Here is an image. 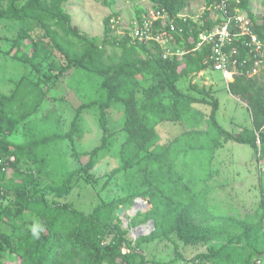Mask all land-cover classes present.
I'll list each match as a JSON object with an SVG mask.
<instances>
[{"label": "trees", "instance_id": "1", "mask_svg": "<svg viewBox=\"0 0 264 264\" xmlns=\"http://www.w3.org/2000/svg\"><path fill=\"white\" fill-rule=\"evenodd\" d=\"M67 1L0 0V24L9 23V35L0 41L9 45L5 53L27 65L14 88L0 93V154L15 159L12 175L0 174V223L10 226L8 233L0 232V264H172L148 259L141 244L173 234L184 246L209 245L192 264H254L258 259L264 264V198L255 210L260 217L250 223L234 221L217 198L205 193L216 151L224 143L249 146L256 163L264 158V66L260 75L249 76L254 59L250 36L238 35L236 23L244 13L252 33L264 40V17L253 13V0H201L204 11L197 21L184 15L195 0H146L151 10L165 12L171 25L159 19L151 30L153 39L143 42L132 41L130 28L147 18L144 6L134 7L125 27L116 24L118 14L112 12L97 38L72 25ZM97 1L109 8L114 3ZM223 5L226 14L218 10ZM224 23L237 34L228 48L238 52L236 73L232 81L224 80L229 94L250 114L252 127L243 129V135L219 123V102L211 88L181 87L186 79L213 69L210 45L193 50L202 33ZM157 33L163 44L155 40ZM68 75L77 83L68 88L79 103L64 132L55 106L38 113L45 101L56 100V85ZM110 110L122 114V124L108 132ZM85 112L94 113L102 138L80 152L74 140L82 136ZM166 123L187 131L161 142L160 128ZM66 140L81 163L77 170L68 168ZM105 160L116 165L102 189L115 181L122 195L107 202L96 199L86 210L76 208L67 201L70 193L92 186V171ZM139 197L148 199L149 208L120 229L116 211ZM34 217L45 226L39 240L29 231ZM148 221L153 222L149 234L126 238L130 229ZM205 225L207 231H201Z\"/></svg>", "mask_w": 264, "mask_h": 264}, {"label": "rangeland", "instance_id": "2", "mask_svg": "<svg viewBox=\"0 0 264 264\" xmlns=\"http://www.w3.org/2000/svg\"><path fill=\"white\" fill-rule=\"evenodd\" d=\"M112 1L114 2L113 6L109 8L97 0H68L65 4V9L71 16L73 26H76L82 34L97 38L102 37L103 19L112 12L118 14L119 25L123 26L124 24L125 27V25L131 21L136 5H142L151 11L150 4L146 0H136L134 3L128 0ZM251 4L255 16L258 19H262L264 17V0H253ZM202 11H204L202 1L195 0L190 3L184 15L197 21ZM210 18H216L214 12H211ZM8 30L9 23H1L0 37L8 36ZM121 32L122 28H118L117 33ZM0 47L3 49V52L0 53V93H8L14 88V84L27 74V65L12 58L11 54L5 53L9 47L6 41L1 40ZM258 75H260V73ZM70 76L71 75H68L62 78L60 83L56 85V91L53 93L56 100L45 101L38 113L43 114V112L52 105L55 106L62 123L61 128L64 132L70 130V124L74 117V106L79 103L78 97L68 88L70 87V83L72 84L71 86L77 84L71 80ZM79 83L82 84V82ZM191 84H196L202 89L211 88L215 98L219 102L217 119L223 128L235 135H243L242 130L245 128L251 129L250 114L242 102L229 94L226 88V81L220 71L207 69L206 71L190 77V79H186L182 82L181 87L186 89L188 85ZM92 114L94 113L85 112L83 115L81 122L82 136L79 140H77V138L74 140L76 151L78 150L81 152L83 150H89L98 145L102 138V131H100ZM121 124L122 114L117 110H110L107 115L108 132L118 129ZM181 131H187V129L183 128L182 125L173 127H170L167 123L162 125L160 128L161 142L168 140L173 134L176 135ZM63 146L67 154L66 159L68 168L70 170L79 169L81 163L72 157L73 151L71 150L70 142L66 140ZM214 160L212 167L213 178L209 182L205 193H207L210 198H217L215 202H220L222 210L227 211L229 216L234 217V221L256 222L260 217V213H257L255 210L260 208V201L264 198V196H262L264 195V158L261 159L259 163H256L253 151L249 146L229 141L217 149ZM115 165V162L111 160H105L97 165L92 171V175H94L92 186L88 185L87 187L83 186V188H74L67 201L76 205V208L80 210H86L88 207L87 204L96 199L101 198V200L107 202L108 200L122 195L115 186V181L102 189L107 174L115 168ZM22 169H27V165L21 166V170ZM7 175L9 177L12 174H10L9 171ZM83 204L84 206H82ZM132 206L125 208L121 207L123 208V216L121 219L118 218L121 220L120 229L122 230L128 228L124 224L125 220L128 221V226L131 217H135L138 213L144 212L149 208V206H142L144 209L143 211L138 210L134 216H131ZM139 226H143L142 228L146 233L150 231L148 221L130 229L125 235L126 238L132 241L137 239L134 233ZM200 229L201 231H207L206 225ZM9 230V225L0 223V232L8 233ZM170 239L173 241L171 242ZM170 239L164 238L149 243L144 242L141 244V250L146 254L148 259L154 262H172V264H192L196 254L208 252L209 245H202L195 248L184 246L174 234ZM214 244L219 246L220 242H215ZM190 258L191 260L187 263L181 261Z\"/></svg>", "mask_w": 264, "mask_h": 264}, {"label": "built area", "instance_id": "3", "mask_svg": "<svg viewBox=\"0 0 264 264\" xmlns=\"http://www.w3.org/2000/svg\"><path fill=\"white\" fill-rule=\"evenodd\" d=\"M217 10V8L215 7ZM218 10L223 11L226 14L225 6H221ZM179 17H184L180 15ZM159 19L167 21L170 23L171 21L167 20L166 13L164 11H149L147 14V18L141 22H135L130 28V38L132 41L143 42L150 39H153V33L151 32L154 23ZM116 24L119 25L118 19L115 21ZM236 23H238L239 32L237 33L240 36H250V53L254 57L253 59V68L250 77L254 75H258L260 73V69L264 66V40L259 39L256 35L252 33L249 28V21L244 13H240L236 17ZM159 30V28H158ZM156 30V31H158ZM158 34V35H157ZM154 37L157 42L163 44L161 42L160 34L157 33ZM237 34L231 33L228 28V24L224 23L220 26L214 27L212 30L204 32L200 35V39L198 40L196 49L193 51L202 48L204 46H211V58L213 60V69L215 71H220L222 76L227 82L232 81L234 74L236 73L235 66L238 63L236 56L237 50L228 48L232 45L234 38L237 37ZM160 35V36H159ZM162 38V37H161ZM248 45V44H247ZM248 45V46H249ZM177 55H182V53H177ZM251 56V57H252ZM252 57V58H253ZM231 79V80H228ZM13 156H7L0 154V174H7L11 171V164L14 163ZM264 169V166H263ZM254 264H262L260 259L256 260Z\"/></svg>", "mask_w": 264, "mask_h": 264}, {"label": "water", "instance_id": "4", "mask_svg": "<svg viewBox=\"0 0 264 264\" xmlns=\"http://www.w3.org/2000/svg\"><path fill=\"white\" fill-rule=\"evenodd\" d=\"M142 206H149V201L146 200V199H136L133 206H132V213H131V216H134L138 210H141L143 211L144 209L142 208ZM145 207V209H146ZM123 213V208H119L117 211H116V215L121 219V217L123 216L122 215ZM127 223L128 221H124V224L125 226L127 227ZM143 226H139L137 229H136V232L134 233V236L135 238H137L138 236H141V235H146V234H149L152 230H153V222L152 221H149V227H150V231L149 232H144V229L142 228Z\"/></svg>", "mask_w": 264, "mask_h": 264}, {"label": "clouds", "instance_id": "5", "mask_svg": "<svg viewBox=\"0 0 264 264\" xmlns=\"http://www.w3.org/2000/svg\"><path fill=\"white\" fill-rule=\"evenodd\" d=\"M29 231L33 239L39 240L41 234L45 231V226L42 221L34 217L32 223L29 225Z\"/></svg>", "mask_w": 264, "mask_h": 264}, {"label": "crops", "instance_id": "6", "mask_svg": "<svg viewBox=\"0 0 264 264\" xmlns=\"http://www.w3.org/2000/svg\"><path fill=\"white\" fill-rule=\"evenodd\" d=\"M254 13V12H253Z\"/></svg>", "mask_w": 264, "mask_h": 264}]
</instances>
